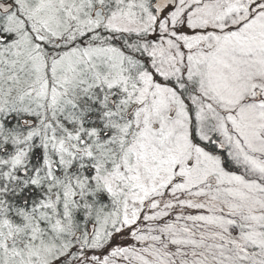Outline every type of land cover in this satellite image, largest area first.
<instances>
[{
  "label": "snow or ice",
  "instance_id": "obj_1",
  "mask_svg": "<svg viewBox=\"0 0 264 264\" xmlns=\"http://www.w3.org/2000/svg\"><path fill=\"white\" fill-rule=\"evenodd\" d=\"M0 264H264V0H0Z\"/></svg>",
  "mask_w": 264,
  "mask_h": 264
}]
</instances>
